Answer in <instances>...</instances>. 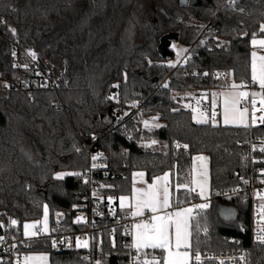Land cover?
Instances as JSON below:
<instances>
[{"label": "trees", "instance_id": "trees-1", "mask_svg": "<svg viewBox=\"0 0 264 264\" xmlns=\"http://www.w3.org/2000/svg\"><path fill=\"white\" fill-rule=\"evenodd\" d=\"M263 23L264 0L186 6L180 0H0V227L5 234L17 239L25 254L48 252L50 264H131L119 222L127 211L116 206L109 214L107 199L131 194L135 171L152 180L171 170L175 183L184 185L194 157L207 154L209 205L195 208L192 252L244 248L255 264H264V247L241 229L251 219L247 194L221 196L250 173L244 163L249 141L264 135V126L196 123L175 96L221 87L211 76L215 69L230 70L236 82L251 80L252 39L264 37ZM169 32L178 34L184 55L195 54L190 64H168L176 54L158 52ZM28 53L37 55L51 77L67 75L57 90L22 88L34 78ZM138 100L146 115L160 116V127L142 130V120L130 117ZM148 137L165 146L144 147L140 141ZM94 152L102 154L106 176L92 168ZM61 172L67 174L57 179ZM194 201H200L195 192L176 190V205ZM45 205L50 234L25 238L24 223L41 220ZM85 212L95 225L89 247L79 248L77 235L89 224L77 215ZM58 219L72 243L54 250ZM154 251L161 260L162 250Z\"/></svg>", "mask_w": 264, "mask_h": 264}, {"label": "built area", "instance_id": "built-area-1", "mask_svg": "<svg viewBox=\"0 0 264 264\" xmlns=\"http://www.w3.org/2000/svg\"><path fill=\"white\" fill-rule=\"evenodd\" d=\"M27 55L34 64V78L30 82L22 83L23 89L55 91L61 86L62 81L67 78L65 73L62 77H51L48 72L43 70L36 54L34 57L31 53H28ZM194 57V53L184 55L177 63L179 65L186 66L192 62ZM211 76L215 80L222 83V86L224 87H228L230 82L234 80L232 72L227 69H215L212 71ZM243 85V92L249 93L247 99H241V105L244 108H248L250 116V123L246 127L253 128L257 126H264V123H261L259 120L260 116H264V111H261V108L264 106L260 104V100L262 96H264V89H261L258 82H253L252 79L249 81H243ZM212 89L213 88L203 90V93L207 91L209 92ZM256 92H259V95L253 97L252 93ZM202 95H199L196 99L198 109L201 112L206 113L210 121L212 119L213 111L216 115H219L221 109L210 98H200ZM253 99L256 101L254 106L252 104ZM253 112L255 113V123H253ZM130 117L136 121L143 120L148 117L142 101L138 100L132 103L130 108ZM153 117H158L159 119L160 116L153 115ZM262 148H264V135L251 136L249 141V152L244 159V163L250 165L251 171L249 174L241 176L240 183L233 187V189L222 192L221 196L227 197L231 194H247L251 210V219L249 222L243 223L241 225V229L250 233L254 244L264 247V242L258 239V236H264V232L261 231V229L264 228V211L261 210V205H264V151H261ZM91 156L96 157L94 163L92 164V168H96L102 176H106V164L101 160L102 154L100 152H94ZM89 179L90 175H87L86 180ZM95 188H97V184L94 182L91 189L95 190ZM107 200L109 214H114L115 207L117 205L113 201V198L109 197ZM198 203L199 201H194L195 205ZM93 213L101 215L96 209L93 210ZM197 214L198 211L195 210L194 216ZM79 215L81 216V222L89 224V229L84 233L78 234L77 241L82 243L87 241L88 246L86 248H88L90 234L93 232L95 221L92 216L86 212ZM150 218L151 216L147 215L144 217V220L148 221ZM133 221L134 220L128 214H124L119 220V222L123 224V234L125 238L129 240V242L125 244V247L132 252L131 264H136L137 262H143V257L140 256L141 252L132 245L131 228ZM55 226V231L52 234L53 242H55L54 250H61L64 246L72 243V235L65 229V227L59 224V219L55 222ZM47 234H50V231H43V228H39L37 231V236L40 237ZM25 256L26 254L19 249L17 239L8 237L5 234V227L2 225L0 227V260L2 264H25ZM200 256L201 260L199 262L195 261L193 257L192 264H220L221 261H223L224 264H255L251 251L244 248L230 251L206 252L204 254H200ZM87 259L89 261L91 256L88 255Z\"/></svg>", "mask_w": 264, "mask_h": 264}, {"label": "snow or ice", "instance_id": "snow-or-ice-1", "mask_svg": "<svg viewBox=\"0 0 264 264\" xmlns=\"http://www.w3.org/2000/svg\"><path fill=\"white\" fill-rule=\"evenodd\" d=\"M261 30L264 31V25H261ZM252 44L254 46L258 45L261 48H264V40H255L253 39ZM33 57L34 53H31ZM252 66H251V78L253 82H258L261 89H264V55L258 56L256 52H252ZM167 87V85H165ZM232 91L227 93H222L224 96L223 100V121L224 123H245V117L248 113V108L245 107L243 110H240L237 105L240 103L241 99H247L249 96L248 92L238 91L239 88L244 87V85H237L233 83L231 86ZM215 95V94H214ZM257 93H252V96L255 97ZM199 103V102H198ZM256 101L253 99L252 104L255 105ZM260 104L264 106V96L260 100ZM261 111H264V107L261 108ZM193 119L196 123H208V116L206 113L201 112L198 108L193 109ZM216 113H212V122L215 121ZM253 123H255V113L253 112ZM158 119V117H153V120ZM259 120L261 123H264V116H260ZM145 127H149V121H144ZM154 127H160L158 124H154ZM156 143V141H152ZM179 147V145H178ZM185 148L188 145H184ZM264 151V148L261 149ZM96 157H93L95 160ZM202 162L203 171L200 173L201 179H193L191 183L196 184L200 187V195H204L205 187L207 184V169L206 157L198 156L195 158ZM136 175L143 177L144 173H137ZM63 174H57V179H61ZM169 175L166 173L163 177H156V179L147 186V188H134L132 193V198L134 199V211L131 215L133 217H138L144 215L145 211H150L153 215L149 221H142L134 225L135 235H134V247L139 249H160L163 253H166L162 256L161 260H152L144 261V264H191L193 257L195 261L199 262L201 260L200 253L198 251H190L192 246L190 243L191 232L189 231V218L192 212L191 208L184 209L175 213H167L164 215L157 214L163 209H167L171 206L170 204V192H169ZM163 182V183H161ZM178 187L188 188L187 184L178 185ZM194 191L195 189H189ZM129 197H121L120 204L121 207H128L127 201ZM197 208L203 210L208 207L207 204L196 205ZM261 210L264 211V205H261ZM47 220H48V208L45 205L44 207V228L43 231H47ZM12 224H16V221L13 220ZM25 235L26 236H36L37 233L30 231V229L36 228L35 224H26L24 225ZM264 232V228L261 229ZM258 239L264 242V236H258ZM55 246V242H53ZM87 247L88 242L84 241L82 244L80 241H77V247ZM40 260L46 261V256L39 257H26V264L28 261ZM220 264H224L223 261Z\"/></svg>", "mask_w": 264, "mask_h": 264}, {"label": "rangeland", "instance_id": "rangeland-1", "mask_svg": "<svg viewBox=\"0 0 264 264\" xmlns=\"http://www.w3.org/2000/svg\"><path fill=\"white\" fill-rule=\"evenodd\" d=\"M171 50L176 55L174 56V58H172V59H170L168 61V64H175L184 55V49L176 41H173L172 46H171ZM253 52H256L258 56L264 55V50L256 49ZM233 83H235L237 85H243V82H236V81L232 80L228 87H224V86L215 87V88H213L211 93L207 91V92L203 93V95H202L201 93H199V94H197V92L195 93V90H187V91H176L175 92V96L180 98L183 106L185 108H187V109H190L192 112H193V109L198 108L196 99H197V97H199V95H202L200 98H202V97L204 99L210 98L221 109L220 114L215 116L216 123L214 125L222 124V125H225V126H245L244 124L239 123L238 121L236 123H230V124H227V125L223 121V100H224V96L221 95V94L232 91L230 86ZM238 91H244V90L241 87V88L238 89ZM237 107L240 110H243L244 107L241 105V100H240V103L237 105ZM193 116H194V113H193ZM144 121H149V127H145ZM208 121H209V118H208ZM210 121L212 122V119ZM245 123L247 125L250 123L249 111L246 114ZM154 124H158V125L161 126L163 124V122H160L159 119L153 120V115H148V117H146L145 119L142 120L141 129L142 130L143 129L152 130L154 128H158V127H154L153 126ZM152 141H156V143L153 144ZM140 143L144 147L152 148L154 150L155 149L156 150L162 149L165 146L163 143L158 142L155 138H152V137L142 138ZM198 156L205 157V154H198V155H196L194 157L193 165H192V173H191L192 174L191 175L192 178H191V180H193V179H196V180L201 179L200 173L203 171V167H202V162L195 159ZM203 163L206 164V169H207V184H206V187H205L204 195L203 196L200 195V187H198L196 184L192 183V188H191V189H195L193 192L196 193V191H197V193L199 194V200L200 201H199V203L197 205H200V204L209 205V203H208V198L210 197L209 164L207 163V160H206V162H203ZM138 173H144L143 177L145 176V172H138ZM58 174H63V177H64L67 173L66 172H61V173H58ZM135 174H137V173H135ZM80 220H81V216L78 214L77 215V221H80ZM26 224H35L36 228L30 229V231H33V232L37 233L39 228H44V217L41 220L26 221L24 223V225H26ZM49 230H50V220H49V215H48L47 232H49ZM23 231L25 233V228L24 227H23ZM24 236H25V238L37 237V235L30 237V236H26L25 234H24ZM81 244H82V242H81ZM76 247H77V241H76ZM82 247L83 246H81L79 248H82ZM25 264H26V261H25ZM97 264H100V262L98 261Z\"/></svg>", "mask_w": 264, "mask_h": 264}, {"label": "crops", "instance_id": "crops-1", "mask_svg": "<svg viewBox=\"0 0 264 264\" xmlns=\"http://www.w3.org/2000/svg\"><path fill=\"white\" fill-rule=\"evenodd\" d=\"M264 25V23L262 24ZM255 40H264V37H255L253 38ZM252 39V41H253ZM264 50V48H261L259 47L258 45L254 46L252 44V52L254 50ZM213 90V89H212ZM210 90L209 92L211 93ZM257 95H259V92H256ZM205 157L207 158V163L209 164V156L207 154H205ZM138 172H145V171H135L132 175V192L131 194H127V195H121L119 197H116V198H113V201L115 202V204L117 206H119L120 208L121 207V204H120V198L121 197H129V200L127 201V204L129 205L128 207H124L122 209H125L127 211V214L134 220L133 221V224H132V245H134V235H135V229H134V225L136 223H140L142 221H146L144 220V217L147 216V215H150L152 216L153 213H151L150 211H145L144 215L142 216H138V217H133L131 215L132 211H134V199L132 198V193H133V190L134 188H147V186L149 184H151L155 179L156 177H163L166 173L169 175V192H170V204L171 206L167 209H163L161 212L157 213V214H160V215H164V214H167V213H175V212H178V211H182L184 209H188V208H191L192 209V212L190 214V218H189V231L191 232V236H190V243H191V246H192V233H193V219H194V212H195V208H196V205L192 204V203H189V204H183V205H176L174 203V199H175V196H176V190L180 187H178V185L175 183V174L171 171V170H168V171H165L157 176H155L152 180H148L147 178V174L145 172V176L144 177H139L137 176L135 173H138ZM192 175V174H191ZM191 178L192 176H187L186 179H185V184L188 185V188L187 189H191L192 188V183H191ZM163 183V182H161ZM197 193V191H196ZM197 195L199 196V194L197 193ZM150 222V220H148ZM146 250H149L152 255L151 256H145L143 257V262L146 261V260H152L153 258H155L156 260H159V257L157 256V254L155 253L154 250L156 249H139L140 252L142 251H146ZM160 250V249H159ZM192 251V248L191 250ZM164 255L166 253H163ZM39 256H46L47 257V260L46 261H40V260H32V261H28L27 264H50V254L48 252H35V253H29V254H26L25 257H39ZM193 263V260L191 261V264Z\"/></svg>", "mask_w": 264, "mask_h": 264}, {"label": "water", "instance_id": "water-1", "mask_svg": "<svg viewBox=\"0 0 264 264\" xmlns=\"http://www.w3.org/2000/svg\"><path fill=\"white\" fill-rule=\"evenodd\" d=\"M202 0H180V3L184 6L186 5H199ZM178 40V34L176 32H169L164 34L158 45V52L165 57H171L173 52L171 50V46L173 41Z\"/></svg>", "mask_w": 264, "mask_h": 264}]
</instances>
